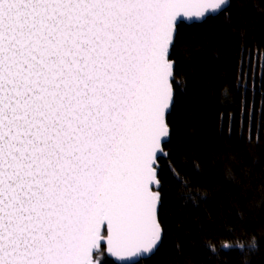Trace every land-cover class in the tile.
Listing matches in <instances>:
<instances>
[{
	"label": "snow or ice",
	"instance_id": "1",
	"mask_svg": "<svg viewBox=\"0 0 264 264\" xmlns=\"http://www.w3.org/2000/svg\"><path fill=\"white\" fill-rule=\"evenodd\" d=\"M233 247L264 264V5L0 0V264Z\"/></svg>",
	"mask_w": 264,
	"mask_h": 264
},
{
	"label": "trees",
	"instance_id": "2",
	"mask_svg": "<svg viewBox=\"0 0 264 264\" xmlns=\"http://www.w3.org/2000/svg\"><path fill=\"white\" fill-rule=\"evenodd\" d=\"M256 4H257V7L259 8L261 5H264V0H255ZM194 56H196L197 58H202L203 61L207 64H211V63H214L213 61V56H212V52L209 50L207 51L206 53H194ZM210 78H212V74L210 73ZM215 87L217 89H220L222 87V84L224 82L222 81H218V80H214L213 81ZM202 87L207 90V88L209 87V85H202ZM200 99H202V97H198V100L197 102L193 105V118H195V116L198 114V108H199V101ZM218 102L219 101H223L225 98L224 97H221V96H218ZM256 105L257 107H259V100L257 99V102H256ZM252 134H253V137H255L256 135V132H255V129H253L252 131ZM241 147H244V144L243 142L241 143ZM237 151H239L240 149H236ZM227 163H229V161H227V159L225 160H222L218 167L222 168L224 167ZM191 177H192V180H193V183H196L198 180H199V177L196 176L195 174L193 173H190ZM193 215L196 214L195 211H193L192 213ZM180 213L179 212H176L174 213V216L175 218L178 220L180 218ZM219 223V221H218ZM259 224H260V221L259 220H256V221H250L246 224V228L249 230V231H255L258 227H259ZM210 236H212L213 238V242L216 243V246L219 247V242L216 241L215 239V236L216 234L214 233H210L209 234ZM246 239V238H244ZM228 255L232 258L233 260V264H241V260H240V257H242V253L240 252L239 249L233 247L231 249H228L226 250ZM206 256H207V253H205L201 258L202 259H206ZM111 259V258H109ZM157 261H158V264H174L175 262V259H176V254L175 252L173 251L171 256H169L168 254L166 253H162L160 256H158L157 258ZM206 264H212V262L210 260H206Z\"/></svg>",
	"mask_w": 264,
	"mask_h": 264
},
{
	"label": "water",
	"instance_id": "3",
	"mask_svg": "<svg viewBox=\"0 0 264 264\" xmlns=\"http://www.w3.org/2000/svg\"><path fill=\"white\" fill-rule=\"evenodd\" d=\"M111 259H114V258H111Z\"/></svg>",
	"mask_w": 264,
	"mask_h": 264
}]
</instances>
